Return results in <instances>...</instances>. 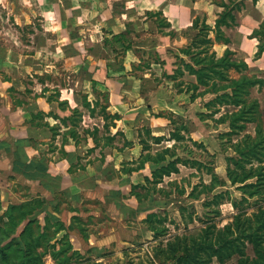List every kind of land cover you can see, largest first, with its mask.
<instances>
[{
    "label": "crops",
    "instance_id": "1",
    "mask_svg": "<svg viewBox=\"0 0 264 264\" xmlns=\"http://www.w3.org/2000/svg\"><path fill=\"white\" fill-rule=\"evenodd\" d=\"M39 1L40 15L44 16L49 13L51 3L50 0ZM246 1L251 2V7L258 2ZM60 2L62 1L52 2L57 6L56 13L60 12ZM141 3L142 6H133L131 0H121L118 3L120 11L116 12L115 0H94L89 13H105V17L102 15L103 21L106 20L104 25L102 20L99 23L96 19L87 28L89 37L85 36L83 28L79 30V38L58 44L60 53L56 61L62 70H70L72 79L81 82L80 89L67 87L70 85L68 82L62 86L60 80L53 79L55 74H50L51 78L47 76L44 81L36 82L31 88L33 90H27L29 84L23 79L26 72L32 69L29 65V57L32 55L20 54L17 57L7 53L3 50L4 46L0 45V77L5 61L14 66L12 75L3 77L6 78L5 81L0 78V83L7 84L0 90V201L5 206L8 201L16 204L38 198L45 200L44 205L56 219L68 224L79 211L81 214L93 213L95 204L106 207L117 205L122 213L129 207L134 211H141L139 205L142 202H158L184 194L194 200L206 195L201 193L198 198L187 196L195 185V182L189 183V180L198 177L200 179L197 184L200 181L209 184L210 173L183 163H177L178 171L164 175L162 181L156 184L157 188H164L169 192L168 197L151 193L138 201L130 193L131 185L146 186L145 178H152L151 171L155 164L146 160L138 167L142 156L147 153L154 156L167 148L174 151L173 156L167 155V161L176 156L190 160L194 157L190 150H199L202 154L206 150L215 159L211 165L213 171L227 182V185L218 186L214 191L221 188L229 189L231 193L233 190L231 194L236 199L241 198L242 193L230 185L226 177V156L225 163L219 161V154L214 146L224 140L228 142L222 136L230 129L228 123L215 120L211 126L199 130L192 129L189 121L184 120L190 109L196 111V117L199 111L208 112L205 103L216 94L208 92L191 100L190 92L178 90L177 82L182 80L185 84L194 83L193 74L184 71L180 78L172 79L173 81H167L168 77L165 75L174 73L177 67L176 55L187 60L179 52V48L186 46L196 32L192 27L193 19L209 15L208 8L211 4L206 2V6L203 0H141ZM131 8L136 9L134 14H130ZM154 11L161 12L167 26L156 24ZM65 12L67 15L78 13L74 6L65 8ZM146 12H150L151 16L147 17ZM238 14L236 29L241 27ZM111 17L112 20H109ZM128 22L129 26L126 27ZM100 25L107 30L99 27ZM99 28L103 31L101 37L98 35ZM125 28L129 30L126 37L119 34L120 38L115 39L114 35ZM162 28L165 32L161 31ZM54 29L56 26L44 23L40 28V38L43 33L47 34ZM170 31L175 33L174 36H171ZM139 32L142 35L137 37ZM128 44L130 47L122 52L117 63L115 58L106 54L108 45L121 51ZM231 44L232 42L229 47ZM216 45L223 48L218 50ZM68 46L76 48L77 53L70 55L67 52ZM226 46L214 43L213 49L220 56ZM169 49H174V53H169ZM150 51L154 54H150ZM263 53L264 51L261 54ZM20 62L25 64L22 69L15 65ZM114 63L116 64L113 65ZM21 71L25 75L20 74ZM50 71L43 69L40 73H51ZM230 74L238 75L233 70ZM10 86L14 90H7ZM180 88L185 87L182 84ZM103 95L107 99L106 112L116 115L115 118L103 116ZM250 95L252 97V92ZM73 110H76V122L71 121ZM37 112H41L42 116H38ZM208 118L198 117L205 123L211 122ZM171 119L184 123L189 130L185 132L186 136L200 142L204 150L194 146L191 141H175L170 138L173 130ZM193 121L197 124L195 119ZM247 126L246 132L252 134L254 126L251 123ZM146 128L149 135L144 133ZM72 131L74 134L70 133ZM232 141H236V137L233 136ZM226 149L232 155L231 147L227 146ZM226 149L224 152L228 151ZM202 175L207 179L202 180ZM13 182L18 183L23 192L15 189ZM151 197L154 199L151 200ZM60 201L57 210L56 206ZM226 204L233 207L230 202H224L220 207ZM152 206L154 208L149 211L155 212L157 205L152 203ZM114 218L119 223L122 222L120 215ZM106 235L98 236L99 239L95 241L90 234L91 241L88 242L93 243L94 249H100L105 245Z\"/></svg>",
    "mask_w": 264,
    "mask_h": 264
},
{
    "label": "trees",
    "instance_id": "2",
    "mask_svg": "<svg viewBox=\"0 0 264 264\" xmlns=\"http://www.w3.org/2000/svg\"><path fill=\"white\" fill-rule=\"evenodd\" d=\"M244 1L221 0L216 2L211 0L212 3L220 7L213 24L207 23L206 16L203 19L199 17L193 19L192 27L196 32L186 46L179 48V52L185 55L187 60L176 55L177 67L174 73L165 74L171 79L180 78L184 71L193 74L195 76L194 83L185 84L182 80L177 82L178 90L190 92L191 100L208 92L216 94L205 103L208 112H197L200 119L212 117L213 114L220 111L221 106L231 107L230 110L226 109L216 121L227 122L230 128L229 131L222 134L227 138L229 146L234 151V155L226 157V177L229 184L242 193L241 198L236 199L228 189L214 192L216 187L225 186L227 182L213 171L210 163L213 156L204 150V146L200 142L186 136L185 132L189 131L188 127L175 119H171L173 130L170 138L175 141H191L194 146L202 148L204 153H201V157L198 158L195 157L193 150H190L195 158L187 160L176 156L169 161L166 160L167 155H174V151L169 148L157 152L154 156L147 153L142 156L138 167H141L146 160L153 162L155 167L151 171L152 178H145L146 186L144 184L131 185L130 193L138 201H141L151 193L168 197L169 192L164 188H157L156 184L162 181L164 175L178 171L177 163L189 164L198 170L205 169L211 175L209 184L200 181L193 185L188 193V196L192 198H198L201 193L209 196L202 202V216H196V219L203 225L193 233L169 235L165 248L162 250L167 264H211L213 259H216L220 264H225L226 261L234 258L235 261L231 264H264V124L256 117L258 100L250 97L251 89L261 86L263 80L249 73L245 60L235 57V52L229 47L232 40L224 30V28L233 29L238 25L236 12L244 7ZM251 1L255 3L257 0ZM154 15L162 16L161 12H156ZM156 24L159 26L168 25L162 17L158 18V21L156 20ZM263 27L264 19L259 25V28ZM169 33L171 36L175 34L173 31ZM259 33L260 30L257 28L251 32L252 36L259 40L255 52L258 56L264 51V41H262L263 38H259ZM114 38L119 39L120 36H114ZM214 43L227 45L220 56L213 49ZM128 47H130L129 44L124 46L121 52H124ZM232 70L238 75L232 76L230 74ZM182 84L185 88H180ZM103 98L104 104L101 106L103 116L115 118L116 115L106 112L107 99L105 95ZM73 113L76 115V110H73ZM36 114L42 116L41 112ZM251 122L255 123L253 134L246 132L247 123ZM70 133L74 134L73 131ZM144 133L149 135V130L146 128ZM241 133L243 134L239 138ZM233 136L236 137V141H232ZM178 193H183V191H178ZM224 202H230L235 212L231 221L218 226L216 218L221 215L220 205ZM42 206H44V201L38 198L16 204L10 203L6 208V214H4L6 216L5 223L9 225L8 229L15 230L27 215L39 210L43 212ZM178 210L183 217L186 207L180 206ZM193 219L194 217L191 218L189 215V220L185 222L188 223ZM144 221L148 228L155 230V224L163 222L164 218H161L157 212H150ZM33 223L38 230L35 235L32 231L33 228L31 229ZM58 223L62 224L61 229H63V223L48 214L44 215L42 226L35 218L25 221L19 232V237L24 240L25 254L34 256L29 257V264H35L36 258L39 256V252L34 251L35 246L42 240L57 235L61 230L57 226ZM52 227L54 234H49L48 231H51ZM66 236L64 233L60 238L62 245L56 251L57 256L61 253L64 254L70 248ZM247 244L252 246V257L246 253ZM37 261H39V257Z\"/></svg>",
    "mask_w": 264,
    "mask_h": 264
},
{
    "label": "rangeland",
    "instance_id": "3",
    "mask_svg": "<svg viewBox=\"0 0 264 264\" xmlns=\"http://www.w3.org/2000/svg\"><path fill=\"white\" fill-rule=\"evenodd\" d=\"M61 1L62 2L60 3L62 6L59 13H56L57 6L52 3L53 0H50L49 3L51 4L48 8L49 13L43 16L40 15L39 0H0V45L4 46L3 50H6L7 53H11L17 57L20 54L32 55V57H29L31 60V64L29 65L32 69H30L29 72H26L27 75L23 79L25 83L30 85V87L29 85L27 86V90H33L31 89L33 85H35L36 82L44 81L47 76L51 78L50 74H55L53 79L57 81L60 80L59 82L62 86H65L67 82L70 83L67 87L80 89L82 86L81 82H76V80L72 79L70 70H62L59 62L56 61L58 54L60 53L58 51V44L79 38V30H82L83 28L85 29L83 33L85 36L89 37L87 34L89 29L87 28L90 25V22L94 23L97 19V22L100 23L102 20L101 22L104 25L106 20L103 21L104 19H102V15L105 17L106 14L93 15L89 13L90 5H93L94 0ZM115 1L116 5L114 6V10L119 12L118 3H120L121 0ZM213 1L220 2L221 0ZM131 2L134 4L133 6H142L140 5L142 4L141 0H131ZM206 2L211 4L208 8L209 15L205 14L206 21L208 24L212 25L213 20L220 11V7L212 4L211 0H203L204 5H206ZM250 3V1H244V7L240 10V13L236 12L237 14L239 13L238 18L241 27L239 29L224 28V30L232 40L230 48L235 52V57L245 60L248 65L249 73L258 76L263 80L261 86H255L251 89L252 97L251 95L250 97L258 100L256 117L264 124V53L259 56L255 54L259 40L251 34L255 28L259 29V38H263L262 41H264V27L259 28L260 23L264 19V0H258L253 7H251ZM208 4L206 6H208ZM71 6H74L78 13L75 15H67L65 8ZM123 11H126L125 8ZM135 11L136 9L131 8L130 14H134ZM151 12L153 13V11ZM156 12L157 11H154V14H156ZM201 12L203 13L204 11L202 10ZM146 15L147 17L151 16L150 12H146ZM161 17L155 15V18H153L155 21H158V18L160 19ZM162 18L164 21V17ZM203 18L204 16L201 17V19ZM109 20H112V17ZM44 23H49V25L52 24L56 26V29L50 30L47 34L43 33L41 35L42 38H40V28ZM106 26L109 25L106 24ZM127 26H129V22L126 23V27ZM99 27H103L104 30L106 29L105 26L100 25ZM161 31L165 32V29L162 28ZM128 32L129 30L125 28V30L118 33V35L120 34L122 37H126L125 34H128ZM98 35L99 37L103 35L101 28H99ZM140 35H142L141 32L137 34V37ZM106 39L108 38L106 37ZM42 44L45 46H41ZM108 46L109 48L106 46V54L115 58V62L117 63L122 57V52L112 45ZM216 48L220 50L223 46L216 45ZM67 52L70 55L76 54L77 49L68 46ZM169 53H174V49H169ZM150 54H154V52L150 51ZM14 59L15 58H13V60ZM23 63L24 62H20L15 65L19 66V69H22L23 65H25ZM12 66V63L9 64L8 61H5L3 69H1L2 74L0 78H2V81H5L6 79L3 77H8L14 73V66ZM43 69L51 70V73H40ZM20 74L25 75L22 71ZM68 75L71 77L69 78ZM167 81L173 80L167 78ZM6 86V82L0 83V90ZM7 90L14 89L10 86ZM220 108L219 112L208 118L211 122L205 123L199 120L195 115L196 111L194 109L187 111L184 120L187 122L189 121L192 129L197 128L200 130L208 125L211 126L212 123L214 124L215 120H217L226 109H231V107L225 106H221ZM164 114L169 115L168 113ZM193 119L196 120L197 124L194 123ZM76 120V115H73L71 121L76 122ZM248 124L249 123H247V125ZM251 124L252 126H255L254 122H251ZM242 134L243 133L238 137L240 138ZM224 144L226 148L229 146L228 142L225 140L222 143H215L214 146L219 154L218 160L225 163V156H231V151L225 148L228 151L224 152ZM192 152L195 157H201V152L199 150H193ZM232 155H234V151ZM214 161L215 159L212 157V161L210 162L211 165ZM205 178L207 179L205 175H202V180ZM199 179L200 178L198 177H193L189 180V183L195 182L194 184H197ZM12 185H14L15 189L18 191L23 192V188L18 183L13 182ZM220 190L221 188H218L214 192ZM206 196L207 195H202L200 198L194 200L186 197L185 194L182 196H171L168 200L161 199V201H154L151 203L142 202L139 205V210L141 211H134L132 207H129V209L125 208L122 213H120L117 205L106 207L95 204L92 208L93 213L81 214L79 211L77 214H74V219L68 224H64L60 220L63 223V229H61L62 224L58 223L57 226L59 230H61L57 235H54L47 240H42L35 246L34 251L39 252L35 264H167V260L164 258V252L162 251L165 248L166 239L169 235L173 234L196 232L198 228L203 225L201 221L196 219V216H202L203 207L201 206V203L205 200ZM208 197L209 196H207V198ZM152 199H154V197H151V200ZM4 200H6V198H4ZM60 203L61 201L56 206L57 210H59ZM152 203L153 205H157L155 212H157L161 218H164L163 222L155 224V230L148 228L144 221L147 214L154 212L149 211V209L154 208ZM2 204L3 203L0 201V264H29V257L34 256L25 254L24 240L19 237V232L24 226L25 221L33 218L39 220V223L42 226L44 215L50 213V211L47 210L46 205L42 206V209L44 210L43 212L39 210L31 215H27L24 220L16 226L15 230H13L8 229L9 225L5 223L6 216L4 215L6 214V208L10 202L8 201L7 206ZM180 206L186 207L183 217L177 210ZM220 210L221 215L216 218L218 226H222L231 221L232 215L235 212V209L229 204L222 205ZM117 215L121 216V223L118 222V219L114 218L117 217ZM189 215L191 218L194 217V219L186 223L185 221L189 220ZM50 216L54 218L52 213H50ZM32 228L33 234H37L38 230L35 227V223L31 225V229ZM50 230L51 231H48L49 234H54L53 227L50 228ZM64 233L67 235L66 237L70 248L65 246L68 248L66 252L57 256L56 251L62 245L60 244V238ZM90 234L95 241L99 239L98 236L101 237L107 234L104 237V247L94 249L93 243H89L91 241L89 240ZM246 253L250 257L253 256L251 244H247ZM38 257L39 261H37ZM58 259L60 260L58 261ZM234 261L235 258L226 261L225 264H231ZM211 264L220 263L216 259H213Z\"/></svg>",
    "mask_w": 264,
    "mask_h": 264
}]
</instances>
